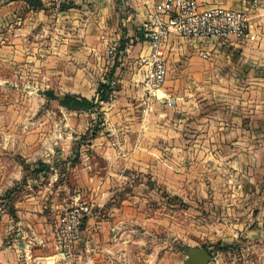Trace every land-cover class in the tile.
<instances>
[{
	"label": "rangeland",
	"instance_id": "374dc122",
	"mask_svg": "<svg viewBox=\"0 0 264 264\" xmlns=\"http://www.w3.org/2000/svg\"><path fill=\"white\" fill-rule=\"evenodd\" d=\"M84 1L92 11L99 0ZM82 3L0 0V264H20L26 212L18 201L28 197L47 217L66 264H82L88 218L108 221L109 233L123 239L124 257L112 258L117 264H191L199 247L211 258L197 264H264V163L254 160L253 145L263 116L245 109L249 126L242 131L235 113L241 84L222 78L201 86L187 78L150 93L141 58L140 81L137 68L122 65L126 50L119 46L132 42L117 35L118 16L110 14L98 31L93 14L68 13ZM111 72L112 96L93 109L69 108L43 93L92 98ZM128 78L135 82L129 87ZM227 121L231 127L219 129ZM220 130L242 140L216 146ZM99 184L104 191L91 194ZM83 202L91 211L66 248L60 220Z\"/></svg>",
	"mask_w": 264,
	"mask_h": 264
},
{
	"label": "crops",
	"instance_id": "0c3cea01",
	"mask_svg": "<svg viewBox=\"0 0 264 264\" xmlns=\"http://www.w3.org/2000/svg\"><path fill=\"white\" fill-rule=\"evenodd\" d=\"M11 1L25 2V0ZM82 1L81 5L68 7L69 12H67L71 13V16L73 14L79 16H85L86 14L91 16L93 14L98 31L106 25V19L110 14L118 16L122 26L119 28L117 35L129 36L132 42L131 47H125L126 54L123 57L122 65L128 64L130 67L137 68V79L140 81L143 67L140 66L138 58L151 53L150 43L143 37L142 22L150 12L158 10L164 0H99L92 7V11L87 8L85 1ZM198 1L202 7L222 5L234 9L247 8L250 17L249 32L241 38L232 37L223 42L214 40L211 46L204 40L189 41L179 35L171 34L166 44V61L169 73L164 88L167 82L183 83L187 78H192L201 86L202 80L206 83L208 81L217 83L219 79L223 78L226 83L233 82L236 84L239 82L243 89L239 96L241 100L240 110L235 111L236 114L241 116L239 120L242 124H239V126L242 125V131L247 130V126H249V119L243 118L246 115L243 113L245 109L255 111V114L263 116L258 124L255 123L258 133L256 134L257 140L253 145L257 148L254 151V155H257L254 160L264 163V0ZM43 2L46 4L47 0H43ZM87 11L88 13H86ZM95 19H91L90 22L93 24ZM202 49H210V55L203 57L200 54ZM176 68L178 69L177 73L174 72ZM172 76H175L174 79H171ZM129 83L134 84L135 82L128 78L126 80L127 87L130 86ZM139 83L137 82L138 85ZM166 93H168L167 90ZM168 94H174V92ZM179 97L182 98L185 104L189 103L186 101L189 97L185 94ZM236 98H238L237 95ZM252 100H255V103H253L254 101L251 102ZM256 106L259 108L254 109L253 107ZM231 110L226 109V113L229 114ZM243 120L246 122L243 123ZM232 123V121H227L223 126H219V129H229ZM239 126L238 129L240 130ZM221 131L220 136L214 140L216 146L231 147L234 142L242 140V137L237 138L236 141L226 138H232V134L226 132L225 135H222ZM240 143L243 144L244 142ZM250 145L251 141L248 147ZM228 155L226 151L225 157H228ZM98 187L100 188L93 187L91 194L95 192L100 194L105 189L104 185L99 184ZM28 198L18 201L20 207H23L31 220H27L25 213L24 218L19 222L22 225H28V227L19 225L22 230L18 234H21L22 238L17 239L18 243L21 244L20 253H17L21 255L17 259H19L20 264H66L57 257L58 253L54 248V238L47 217L38 213L39 208L35 204V200L32 202L33 197ZM27 209L29 211H26ZM88 220L87 223L89 222V224H87L86 229H88V225L91 227L86 230L88 232L79 243L82 251L81 255L84 257L81 263L111 264L112 261L116 262L112 259L114 256L121 261L125 254L123 252V239L118 237V234L109 233L110 223L108 221L101 219L95 224L93 218H88ZM9 248H12V245H9ZM87 249H92V251ZM13 255L15 258L17 257L15 254Z\"/></svg>",
	"mask_w": 264,
	"mask_h": 264
},
{
	"label": "built area",
	"instance_id": "2783aa9c",
	"mask_svg": "<svg viewBox=\"0 0 264 264\" xmlns=\"http://www.w3.org/2000/svg\"><path fill=\"white\" fill-rule=\"evenodd\" d=\"M141 29L151 48L150 54L140 57L144 66V88L158 94L168 78L166 44L171 34L189 41L204 40L211 46L214 40L223 42L246 36L250 17L247 8L202 7L198 0H164L158 10L148 14ZM200 54L208 57L210 49H202ZM90 211L91 205L83 202L62 215L60 232L66 248L79 237L84 218Z\"/></svg>",
	"mask_w": 264,
	"mask_h": 264
},
{
	"label": "trees",
	"instance_id": "16d2710c",
	"mask_svg": "<svg viewBox=\"0 0 264 264\" xmlns=\"http://www.w3.org/2000/svg\"><path fill=\"white\" fill-rule=\"evenodd\" d=\"M27 1V3L30 6L33 7H39L42 6L44 4L43 0H25ZM63 5L68 6V4L66 2H63ZM70 6H78V4H73ZM119 49H124L125 45L121 44V46H119ZM118 62L116 61L112 71L114 70V68L116 67V64ZM113 72H111V74L108 75V80H101L99 82L97 91H96V95L92 98H89L87 96H83L80 94H76V93H66L63 97H60L54 89H45L43 91V93L48 97V98H52V99H59L61 104L69 107V108H74V109H93L95 107H99L101 102L103 101H108L111 96H112V92L114 91L113 88Z\"/></svg>",
	"mask_w": 264,
	"mask_h": 264
},
{
	"label": "water",
	"instance_id": "95a60500",
	"mask_svg": "<svg viewBox=\"0 0 264 264\" xmlns=\"http://www.w3.org/2000/svg\"><path fill=\"white\" fill-rule=\"evenodd\" d=\"M211 258L210 251L205 247L196 248L187 259V263L197 264L199 261H207Z\"/></svg>",
	"mask_w": 264,
	"mask_h": 264
}]
</instances>
